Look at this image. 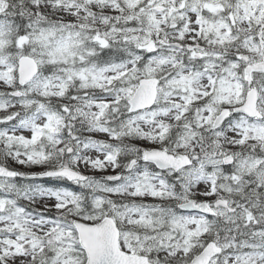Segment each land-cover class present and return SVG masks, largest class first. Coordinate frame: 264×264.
Instances as JSON below:
<instances>
[{"label": "snow or ice", "instance_id": "obj_1", "mask_svg": "<svg viewBox=\"0 0 264 264\" xmlns=\"http://www.w3.org/2000/svg\"><path fill=\"white\" fill-rule=\"evenodd\" d=\"M0 264H264V0H0Z\"/></svg>", "mask_w": 264, "mask_h": 264}]
</instances>
